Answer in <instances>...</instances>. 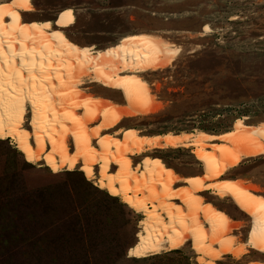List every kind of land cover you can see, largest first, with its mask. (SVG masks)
<instances>
[{"label":"rangeland","instance_id":"1","mask_svg":"<svg viewBox=\"0 0 264 264\" xmlns=\"http://www.w3.org/2000/svg\"><path fill=\"white\" fill-rule=\"evenodd\" d=\"M32 3L33 12H21V16L34 23L54 21L65 9L72 8L76 24L64 33L85 47L114 46L122 36L138 32L161 35L180 45L181 52L169 68L143 74L160 108L148 115L126 116L100 135L120 139V132L125 129H133L140 136L197 131L220 134L239 128L238 119L246 125L264 123V0ZM95 77L94 72L84 75L80 86L84 94L102 96L130 108L124 91L113 90L101 77L93 80ZM91 111L80 110L76 114L84 117ZM90 122L87 127L91 131L102 126L104 120ZM84 131L82 128L79 133L82 139H86ZM95 132L91 143L96 147L100 139ZM67 143L70 151H78V138ZM128 156L139 172L145 159L152 157L160 159L180 178L207 175L203 162L190 147L146 148ZM101 170L100 164L93 165L94 178ZM222 177L240 180L255 194L264 196V155L243 159ZM93 182L77 168L57 172L44 167L41 161L34 163L15 148L11 139H0V264H203L194 241L175 251L136 257L133 250L143 242L144 221L152 216L142 215L133 202L113 196ZM146 185L167 188L164 181L146 180ZM176 185L190 194L203 190L200 195L204 201L236 222L231 234L234 247L240 252H230L231 247L224 243L223 250L229 253L215 264H264V253L250 238L249 214L231 199L212 193L209 185ZM174 200L185 204L186 209L194 204L176 197ZM207 258L204 264H209Z\"/></svg>","mask_w":264,"mask_h":264},{"label":"bare ground","instance_id":"2","mask_svg":"<svg viewBox=\"0 0 264 264\" xmlns=\"http://www.w3.org/2000/svg\"><path fill=\"white\" fill-rule=\"evenodd\" d=\"M21 12H33L32 0L0 2V139H11L22 155L54 171L82 170L94 185L133 202L142 215L150 214L152 218L144 221L143 242L133 250L138 258L175 251L191 241L197 243L195 249L200 250L203 264L205 257L209 264H215L228 254L224 243L231 247L230 252H240L231 234L236 222L204 201L200 195L203 190L190 194L184 187L178 189L176 184L182 182L209 185L218 197L234 201L251 216V241L264 253V196L240 180L222 177L243 159L264 155V123L246 125L238 119L239 128L220 134L193 130L140 136L133 129H125L120 139L102 136V130L114 127L126 116L148 115L160 108L143 74L168 67L181 52L180 45L161 35L138 32L122 36L114 46L85 47L64 33L76 24L72 8L54 21L36 23L23 20ZM89 72L96 74L93 80L101 77L109 88L124 91L130 108L84 94L80 86ZM80 110L92 111L80 117L76 114ZM95 119L104 120L102 126L92 128L100 139L96 147L91 143L96 138L93 130L87 127ZM82 128L86 139L79 134ZM74 137L78 138V151L68 147L67 141ZM180 147L193 148L207 175L180 178L152 157L145 159L139 172L128 156L146 148ZM98 164L102 170L94 178L93 165ZM111 166H118V171H112ZM146 180L164 181L167 188L155 189L146 185ZM174 197L194 204L186 209Z\"/></svg>","mask_w":264,"mask_h":264}]
</instances>
